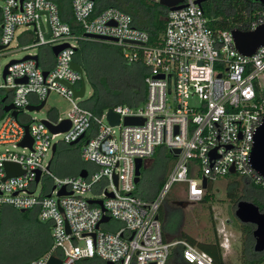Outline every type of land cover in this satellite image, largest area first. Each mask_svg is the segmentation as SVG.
Listing matches in <instances>:
<instances>
[{
    "label": "built area",
    "instance_id": "1",
    "mask_svg": "<svg viewBox=\"0 0 264 264\" xmlns=\"http://www.w3.org/2000/svg\"><path fill=\"white\" fill-rule=\"evenodd\" d=\"M179 5L184 6L168 8L161 39L152 41L151 34L118 7L96 14V0L71 2V15L80 33L63 19L54 0H0V44L5 46L0 52L10 48L22 26L24 30L18 36L22 38L34 28L32 46L68 43L51 68L43 66L39 54H31L38 55V60L13 63L6 76L4 69L0 70V146H6L0 152V222L3 207L10 206L36 210L39 219L50 223L52 230L51 247L22 264H48L51 256L61 258L62 264L93 257L114 264H169L172 249L178 244L185 246V261L216 264L208 253L186 240H166L160 209L173 184L187 183L185 195L190 202L205 196L208 187H204V178L209 186L235 174L264 188V176L251 163L255 135L264 122V45L254 54L244 55L235 46L234 28H213L196 0H184ZM262 24L264 11L255 14L247 30ZM86 34L116 39L98 41L121 47L127 62L142 61L149 67L146 101L135 107H113L120 116L118 125L109 122L108 109L98 115L74 97L83 79V74L72 66L79 41L97 40ZM53 92L72 104L66 116L48 118L55 125L70 119L66 131L54 133L42 119L27 114L31 111L28 106L48 101ZM191 99H199L200 103ZM8 104L14 108L7 111ZM14 110L18 116L13 115ZM128 116L142 117L144 122L125 124ZM26 125L33 138L31 146L20 144L26 136ZM116 128H120L119 133ZM79 139L81 159L97 169L83 168L87 170L85 177H53L48 168L53 146L57 144L58 148L60 142L72 144ZM160 146L169 149L176 162L158 194L147 199L136 192V160L141 158L147 164ZM175 149L180 152L176 154ZM215 149L213 158L211 152ZM50 153L52 157L47 160ZM6 162L20 164L24 172L5 178ZM39 171L40 180L36 181ZM198 172L199 179L191 176ZM46 176L53 179V184L50 188L42 184L38 193ZM63 186L73 193L60 195ZM95 191L102 196L87 195ZM109 192L113 196H108ZM90 200H102L103 206ZM104 216L109 219L102 221ZM112 221L122 225L114 229Z\"/></svg>",
    "mask_w": 264,
    "mask_h": 264
},
{
    "label": "rangeland",
    "instance_id": "2",
    "mask_svg": "<svg viewBox=\"0 0 264 264\" xmlns=\"http://www.w3.org/2000/svg\"><path fill=\"white\" fill-rule=\"evenodd\" d=\"M23 30L24 26L17 31L10 48L1 50V71L13 59H21L27 54L42 55V52L49 48V46H32L36 39L33 27L29 28L26 37H18L19 33ZM113 45L114 48L117 46ZM85 78L86 95L84 98H79L78 102H82V100L92 94V85L86 71ZM191 102L199 104L200 100L191 99ZM71 107L72 104L69 100L53 92L41 110L30 111L27 114L40 120L55 116L63 117L68 114ZM116 130L119 133L120 128H116ZM60 138L61 136L58 137L59 140ZM5 148L6 146L1 145L0 152L4 151ZM81 149L82 143H78L77 148H71L69 144L60 142L58 144V153L52 163V168H50L53 177L63 178L65 176L78 175L82 168H69L74 159L88 166V169L91 171L97 169L95 164L81 159ZM51 157L52 154L50 153L47 156V160H50ZM175 162L176 158L169 149L163 146L158 147L155 155L148 161L146 167L142 168V178L136 184V192L140 194L143 191L152 189L155 191V187L158 185L163 174L166 172L169 175ZM75 170L78 173H75ZM191 176L199 179L201 175L198 172V174ZM232 181H237L240 185L238 197L245 195L244 200H248L253 199L257 195V192L245 177L234 174L211 182L206 192L208 197L204 201L190 202L185 195L187 183L181 181L175 182L163 204L164 229L169 235L170 241H179L180 236L187 234L201 243L212 244L219 242L222 246L225 264H241L244 243L250 242L251 236L245 230L246 224L242 223L236 216L237 203L239 201L236 202L235 198L229 196ZM42 184L50 188L53 184V179L46 176L37 190L38 193L41 192ZM87 195L102 196L99 191L90 192ZM180 202H186L187 204L183 206ZM112 224L114 229L122 225L119 221H112ZM251 226L254 229L255 226ZM49 233L51 234V229L48 223L39 220L32 211L25 213L12 207L4 206L0 222V264H22L34 259L35 255L44 248ZM254 244L255 239L253 246ZM177 246L174 245L173 252ZM196 247L202 250L198 246Z\"/></svg>",
    "mask_w": 264,
    "mask_h": 264
},
{
    "label": "trees",
    "instance_id": "3",
    "mask_svg": "<svg viewBox=\"0 0 264 264\" xmlns=\"http://www.w3.org/2000/svg\"><path fill=\"white\" fill-rule=\"evenodd\" d=\"M54 1L60 6L63 19L72 24L75 32L80 33L81 30L74 24V18L71 15L72 0ZM111 6L118 7L130 13L134 17L136 25L146 29L151 34L152 41L161 39V35L166 27L167 7L153 0H96L95 13H100ZM202 7L213 28H234L244 31H248L250 21L254 18L255 14L264 11V4L255 0H206L203 2ZM39 57L44 60L45 64L43 66L46 68H51L56 61V56L51 46L46 51H43L42 55L39 54ZM75 60L87 72L92 85V94L81 102L85 108L101 115L106 109L113 108L117 105L123 104L135 107L146 101L148 92L145 77L149 73V67L142 61L127 62L124 59L121 47L116 46L114 48V45L110 43L81 39L76 49ZM69 146L71 148H77L78 144H69ZM57 153L58 148L52 158L50 168H52V163ZM84 167L85 165L81 164L77 159H74L69 168L83 169ZM75 173H78V171ZM167 177L168 174L165 172L155 187V191L152 189L137 194L147 199L154 198L163 187ZM247 180L257 192V195L253 199L248 200L257 204L264 211V188L249 179ZM231 184L229 196L235 198L236 202L244 199L245 195L238 197L239 183L232 181ZM207 197L208 195L206 194L202 201L207 199ZM160 217L164 220L163 207L160 210ZM251 225L249 223L246 224L247 229L245 228V230L251 236V241L244 243L241 264H260L264 260V252L257 253L254 250V229ZM48 226L51 229V225L48 224ZM179 240H186L198 246L204 252L208 253L216 264H225L221 243H201L187 234L180 236ZM52 243V237H48L44 248L35 255L34 259L44 254L51 247ZM184 248V245L178 244L174 252L172 249L169 264H191L184 259ZM42 251L43 253L41 254ZM76 264H107V262L99 257H93L82 258Z\"/></svg>",
    "mask_w": 264,
    "mask_h": 264
},
{
    "label": "water",
    "instance_id": "4",
    "mask_svg": "<svg viewBox=\"0 0 264 264\" xmlns=\"http://www.w3.org/2000/svg\"><path fill=\"white\" fill-rule=\"evenodd\" d=\"M184 0H161L160 4L170 8V9H177V8H182L184 5H179V3L183 2ZM206 0H196V2L202 6L203 2ZM259 1L260 3L264 4V0H255ZM47 34V36H49ZM233 35H234V42L236 48L243 53L244 55L250 56L254 54L257 49L264 45V24L260 25L257 29L252 30V31H244L240 29H234L233 30ZM87 37H93L96 38L97 40H113L116 41L114 38H106L102 36H97L93 34H86ZM68 46V43H63L60 45H55L52 47V51L57 56L59 52ZM5 46L0 44V49H4ZM27 59H35L38 60V55H31L27 54L21 59H13L11 60L4 68V76L7 74V69L9 65L17 62H21ZM72 66L75 70L83 74V79L81 81V88L80 89H75V98H84L86 95V78H85V70L84 68L76 61L74 60L72 62ZM48 71H45V74H47ZM164 77V76H162ZM17 82H27V79H18ZM66 85L69 87L73 88V86L70 83L64 82ZM47 100H43L40 104L38 105H30L28 106V109L31 111L34 110H41L45 105H46ZM14 108L13 104H8L5 106V109L7 111L11 110ZM14 116H18V111L14 110L13 112ZM108 120L112 125H118L120 124V116L118 113H116L112 108L108 109V114H107ZM43 122H45L51 129L52 132H62L66 131L70 128L71 126V121L70 119H63L60 121L58 124H53L51 120L48 118L42 119ZM144 122V118L142 117H135V116H128L124 119V123L128 125H136V124H142ZM26 136L25 138L21 141V145H32L33 143V138L29 132V126L26 125ZM255 142L254 146L252 148L251 152V163H252V168L260 173L262 176H264V122L262 125L258 128L256 135H255ZM80 141L77 140L73 142L72 144L78 143ZM57 151V144L53 146V154ZM174 152L177 154L180 152L179 149H175ZM211 156L213 158L216 157V149L211 152ZM146 167V163L141 159L138 158L136 160V177H135V183L138 184L141 181L142 178V168ZM50 168V165L48 166ZM5 169L7 172V177L14 176V175H19L24 172V170L21 168L20 164L15 163V162H6L5 164ZM231 172H235V168L231 169ZM80 176L85 177L87 175V170L82 169L79 173ZM41 172H38L37 179L36 181L40 180ZM115 184L118 185V176L115 175ZM204 187H208V180L207 178H204ZM72 191H67L65 186L61 188L59 191L60 195H66V194H72ZM108 196H113L112 192L108 193ZM91 203L97 202L98 204L103 206V201L102 200H90ZM181 205L185 206L187 203L186 202H180ZM22 212H25V210H21ZM236 216L238 219L244 223V224H253L255 225V228L253 230V237L255 239V244H254V250L257 253H262L264 252V211L260 209V207L255 204L252 201L249 200H240L237 203V209H236ZM109 219V216H104L102 218V221H107ZM48 264H62V259L56 256H51ZM107 264H114L113 262L109 261ZM135 264V263H133ZM154 264V263H153Z\"/></svg>",
    "mask_w": 264,
    "mask_h": 264
},
{
    "label": "crops",
    "instance_id": "5",
    "mask_svg": "<svg viewBox=\"0 0 264 264\" xmlns=\"http://www.w3.org/2000/svg\"><path fill=\"white\" fill-rule=\"evenodd\" d=\"M84 168H89L88 166H85ZM10 207V206H9ZM162 207H163V205H162ZM161 207V208H162ZM13 208V207H12ZM161 210V209H160ZM28 211H32L36 216H37V218L39 219V217H38V213H37V211L36 210H28ZM161 218V217H160ZM40 220V219H39ZM162 220V219H161ZM162 223H163V230H164V236H165V238H166V240H170L169 239V235L165 232V229H164V220H162ZM48 224H50V223H48ZM51 225V224H50ZM52 231V230H51ZM52 237V235L49 233V238H51Z\"/></svg>",
    "mask_w": 264,
    "mask_h": 264
},
{
    "label": "flooded vegetation",
    "instance_id": "6",
    "mask_svg": "<svg viewBox=\"0 0 264 264\" xmlns=\"http://www.w3.org/2000/svg\"><path fill=\"white\" fill-rule=\"evenodd\" d=\"M165 201H166V199H165ZM165 201H164V203H165ZM164 203H163V204H164ZM252 225H253V224H252ZM254 226H255V225H254Z\"/></svg>",
    "mask_w": 264,
    "mask_h": 264
}]
</instances>
